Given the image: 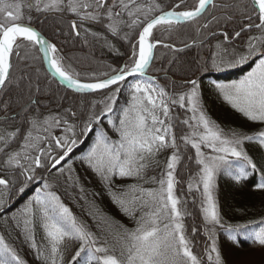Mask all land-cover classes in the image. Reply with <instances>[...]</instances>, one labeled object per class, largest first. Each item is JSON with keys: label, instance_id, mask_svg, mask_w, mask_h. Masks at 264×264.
Here are the masks:
<instances>
[{"label": "snow or ice", "instance_id": "6c2138e0", "mask_svg": "<svg viewBox=\"0 0 264 264\" xmlns=\"http://www.w3.org/2000/svg\"><path fill=\"white\" fill-rule=\"evenodd\" d=\"M183 2L184 0H180L171 10L164 11L156 0H149L147 4H139L137 0H111V3L109 0H21L16 3L0 0V14H3L7 21L21 19L26 4L29 11L35 9L37 12L45 13L68 12L76 17L81 25L84 22L99 23L101 20H106L105 27L113 34L117 33L121 24H126L130 29L137 27L141 29L137 44L133 45L130 64L126 63L120 69H114L116 74L102 81L82 82L78 78V73L63 64L64 58L58 54L57 47L44 39L31 26L0 22V87L6 84L10 76V57L14 54L17 57L20 55L16 49L22 46L21 42H27L42 53L52 73L77 93H96L110 89V86L119 85V82L126 81L127 77H144L152 60L153 48L156 46L155 43L150 42L153 30L158 26H166L171 30L176 25L198 19L209 5L215 6L214 0H197L195 7L188 10L181 9ZM249 7L252 15H249L248 19L252 23L248 28L255 27L259 35L250 36L243 51L235 48L229 51L227 47L229 41L240 37L241 32L246 29L241 28L232 37L227 33L223 34V43H218L217 52L212 54L211 66L221 71L239 67L255 58L254 67L242 79L227 84L217 83L215 90L248 121L264 125V0H249ZM125 14L128 21L121 19ZM150 14H153L151 18H149ZM141 15L143 20L140 18ZM78 27L76 20H73L71 28L77 35H79ZM189 83L192 85L189 90L179 94L178 97H169L168 93L158 87L150 77L134 80L130 85L131 99L128 107L122 110L119 127L115 128L119 139L113 141L107 133L98 132L87 154L82 157L91 170L105 182L106 186H109V194L113 202L125 215L135 219L134 229H124L123 232H117L113 236L116 245L119 246V255L116 254V247L110 246L107 239L99 240L79 222L61 202L60 197L48 190L50 186L45 181L43 188L37 190L18 215L13 216L16 227L21 228L26 240L36 249L38 256L43 253L37 247L34 238L33 225L37 218L48 242L49 264H63L62 246L66 240L75 241L79 245L72 256V264H81V261L83 264H203V258L193 253L184 234L183 213L179 208L180 200L175 195L174 172L179 160L176 151L167 159L166 171L158 180V188L145 189L138 185H130L126 191L119 193L113 192L110 188L113 177L142 179L150 159H154L163 149L179 147L172 133L173 124L170 116L172 105H178L181 109L186 108L192 113L191 117L182 121L191 131L180 139L185 148L190 145L195 150V163L199 166L196 184L197 191L200 185L203 188L201 213L205 225H212L213 228L219 226L228 233L229 239L233 238L234 232L249 228V225L245 224L224 228L214 198L215 178L221 170L229 172L235 168L238 170L235 180L239 182L250 175L247 169L256 172L257 166L245 152L243 145L246 141L255 142L264 149V130L252 135L234 130L226 134L204 113L197 81L191 80ZM119 91V87H116L105 101L101 102L103 108L99 114L93 111L89 115L80 129L81 135L92 131L93 124H101L102 117L113 111L115 96ZM61 123L68 125L65 132H71V137L67 135L51 137L50 128L53 125L59 127ZM30 124L37 133L43 130L48 132L49 136L33 135L30 130L24 137L22 151L10 154L4 162L9 167L24 168L21 164V156L24 160L30 157L23 150L34 149L39 152L40 155L31 157L35 167L24 168L22 174L26 182L34 179L36 168L45 167L41 162V155L50 156V166L56 168L65 161L78 143L75 126L68 124L67 120L46 118L41 122L33 118ZM42 124L47 127L42 128ZM108 124L113 125V121L109 119ZM14 136L15 133L0 135V141L6 146L9 137ZM49 138L54 139L56 148L60 149L55 156H51V148L45 153L44 149L39 147L42 140ZM204 148L210 149L211 154H205L202 150ZM261 181L258 188L264 189V173H261ZM153 182H157L155 178ZM8 186V181L0 178V187L7 189ZM25 187L26 183L19 188V191L23 192ZM191 191L190 182L189 192ZM4 204L5 201L0 199V208H3ZM137 210L141 211L139 218L135 217ZM259 223L264 225V220ZM195 231L194 228L193 232ZM249 236L255 245L264 248V227H260L259 230L253 229L249 232ZM209 239L211 245L205 250L208 264H221L214 231L209 234ZM0 264H24L16 250L3 237H0Z\"/></svg>", "mask_w": 264, "mask_h": 264}, {"label": "trees", "instance_id": "16d2710c", "mask_svg": "<svg viewBox=\"0 0 264 264\" xmlns=\"http://www.w3.org/2000/svg\"><path fill=\"white\" fill-rule=\"evenodd\" d=\"M171 1L179 2L180 0ZM109 3H111L110 0ZM194 3L195 0H184L181 9L190 10L194 8ZM214 5L196 21L176 25L171 30L167 27L154 29L153 37H151L153 41L167 43L175 48L192 45L179 51L163 46L156 48L148 75L158 87L168 93L169 97H178V94L192 87L185 85L186 82L196 80L202 85L201 99L206 104L203 107L210 121L223 129L226 134L234 130L252 135L264 130V125L250 122L235 111L215 90V84H227L242 79L254 67L255 58L239 67L221 71L211 66L212 54L217 52L216 45L223 43V34L227 33L232 37L236 31H240L241 28L246 29L252 23L248 19V16L252 15L249 0H216ZM72 18L76 17L68 12H35L29 23L35 24L39 31L57 47L58 54L64 58L63 64L78 73L81 81L101 80L114 74V69L118 70L126 63H131V49L140 27L130 29L126 24H121L117 33L113 34L105 27L106 20H101L99 23L84 22L82 25L78 24L79 35H77L71 28ZM121 19L128 21L126 14ZM205 24L208 26L204 27ZM257 35H259L257 29L253 27L246 29L241 32L240 37L231 39L227 47L229 51L232 48L243 51L248 38ZM21 45L16 49L20 53L19 57L15 54L12 56L10 76L0 93V135L15 133L14 137H9V143L6 146L3 141H0V149H3L0 151V177L9 183L7 189L0 187V199L5 201L4 207L0 208V237H3L16 250L24 264H49L48 242L44 237L39 218L33 225L35 243L43 253L39 256L36 249L26 240L21 228L16 227L13 221V216L18 215L37 190L43 188L46 181L50 186L48 190L60 197L61 202L69 208L77 220L93 232L99 240L107 239L110 246L116 247V254L119 255V246L116 245L113 236L117 232H123L124 229H134L135 219L125 215L113 202L109 194V186H106L105 182L91 170L82 157L87 154L98 132L107 133L113 141L119 139L115 128L119 127V117L122 110L128 107L131 99V84L126 82L117 86L120 91L116 93L113 111L106 117H102L101 124H93L92 131L81 135L80 129L89 115L93 111L99 114L103 108L101 102L105 101L116 87L93 95H77L68 92L47 76L38 50L27 42H21ZM75 55L82 60L90 58L92 64L79 66L74 59ZM174 57L175 59H172ZM21 72L23 74L19 75ZM25 77L28 81L34 82V88L24 90ZM94 102L95 107H93ZM170 116L173 124L172 133L179 147L163 149L154 159H150L142 179L113 177L110 184L111 190L119 193L126 191L130 185H138L145 189L158 188V180L166 171L167 159L176 151L179 160L174 172L175 195L180 200L179 208L183 213L184 234L193 253L203 258V264H208L205 250L211 245L209 234L212 231L215 232L221 264H232L239 255L247 253L245 256L248 257L253 251L263 252L264 248L253 243L249 232L264 227L259 223L264 220V189L258 188V184L262 182L261 173H264V149L255 142L244 143L245 152L257 166V171L254 173L251 169L246 170L250 173L247 178L237 182L235 176L238 175V170L235 168L229 172L221 170L216 175L215 201L224 228L235 227L237 224L249 225V228L234 232L233 238L229 239L224 229L219 226L213 228L212 225H205L203 220L201 213L203 189L200 185L197 191L196 184L199 166L195 163L194 149L190 145L185 148L180 139L188 131V125L183 124L182 121L190 117V112L186 108L181 109L178 105H172ZM33 118L41 122L46 118L67 120L68 124L75 126L78 143L65 161L50 172V156L41 155V162L45 167L36 168L34 179L26 182L22 174L24 168L35 167L31 157L40 155L39 152L34 149L23 150L30 157L24 160L21 156L20 160L24 168L9 167L4 162L10 154L22 151L24 137L30 130L33 135L49 136L48 132L41 130L37 133L32 129L30 120ZM109 119L113 121V125L108 124ZM67 126L64 123H61L59 127L53 125L50 128L51 137L65 135L71 137V132H65ZM43 127L47 125L42 124ZM39 147L44 149L45 153H48L51 148V156L60 152V149L56 148L55 140L51 138L42 140ZM153 178L156 179V183L153 182ZM190 182L192 183L191 192H189ZM25 183L24 191L20 192L19 188ZM18 196L19 199H17ZM5 209L7 211H4ZM1 211L4 212L1 213ZM140 215L141 211L137 210L135 217L139 218ZM194 228L195 232H193ZM78 246L75 241L64 242L63 264H72V256ZM246 264H264V258L252 257Z\"/></svg>", "mask_w": 264, "mask_h": 264}, {"label": "rangeland", "instance_id": "374dc122", "mask_svg": "<svg viewBox=\"0 0 264 264\" xmlns=\"http://www.w3.org/2000/svg\"><path fill=\"white\" fill-rule=\"evenodd\" d=\"M8 2L9 3H16V2H21V0H8ZM196 3H197V0H195V5H196ZM26 7V4L24 5V7H23V10H22V18L21 19H19V20H16V21H21L23 18H24V8ZM10 11H14V9H9ZM26 16V15H25ZM141 19H143V18H141ZM16 21H7L6 19H5V17H4V15L3 14H0V22H3V23H12V22H16ZM74 59H75V61H76V64H78L79 66H82V67H84V66H90L91 64H92V62H91V59L90 58H88L87 60L85 59V60H82V58H80L79 56H77V55H75L74 56ZM172 59H175V57L174 58H172ZM171 61V60H170ZM23 73L21 72V74H19V75H22ZM133 83V82H132ZM199 85V91H200V100H201V105H202V109H203V111H204V113H205V110H204V107H203V105H206V104H204L203 103V100L201 99V89H203L202 88V85L201 84H198ZM31 87V89L32 88H34V82H32V81H28L27 80V78L25 77L24 78V81H23V88H24V90H26V89H28V88H30ZM190 89V88H189ZM189 89H186L185 91H187V90H189ZM184 93V92H183ZM179 95V94H178ZM177 95V96H178ZM206 114V113H205ZM191 115H192V113H190V117H191ZM191 131V129L189 128V126H188V131H186V134H188L189 132ZM185 134V135H186ZM203 150V152L205 153V154H211V150L210 149H208V148H204V149H202ZM194 154H195V150H194V152H193ZM171 154V153H170ZM216 187H217V182H216V178H215V187H214V198H215V190H216ZM203 189V188H202ZM20 197L18 196V198L17 199H19ZM16 201V200H15ZM14 201V202H15ZM218 209V208H217ZM247 254V253H246ZM246 254H244V255H239L238 257L236 256V258L234 259V261L232 262V264H246V263H248L251 259H252V257H261L262 256V258H264V251L263 252H256V251H253V253L250 255V256H245ZM231 264V263H230Z\"/></svg>", "mask_w": 264, "mask_h": 264}, {"label": "water", "instance_id": "95a60500", "mask_svg": "<svg viewBox=\"0 0 264 264\" xmlns=\"http://www.w3.org/2000/svg\"><path fill=\"white\" fill-rule=\"evenodd\" d=\"M215 1V0H214ZM209 6H211V5H209ZM208 6V7H209ZM207 7V8H208ZM202 16V15H201ZM200 16V17H201ZM192 22V21H191ZM186 23H190V22H186ZM186 23H183V24H186ZM18 24H21V25H26V26H31V25H28V24H23V23H18ZM34 30H36L44 39H46V37L42 34V33H40L34 26H31ZM47 41H48V39H46ZM137 40H138V37H137ZM49 42V41H48ZM151 42V41H150ZM50 43V42H49ZM152 43H155L156 44V46L153 48V51H152V60H151V62H150V65H149V67H148V69L146 70V73H147V71L149 70V68H150V66H151V64H152V61H153V58H154V50H155V48L156 47H159V46H165V45H167V44H163V43H157V42H152ZM192 44H189V45H186V46H184V47H181V48H174V47H172V50H174V51H179V50H183V49H185V48H187V47H189V46H191ZM168 47H169V45H167ZM39 54H40V57H41V61H42V65H43V68H44V70H45V72H46V74L50 77V79L51 80H53L56 84H58L60 87H62L63 89H65L66 91H68V92H71V93H73V94H77V95H92V94H97V93H101V92H104V91H107V90H109V89H105V90H100V91H98V92H96V93H77V92H74L71 88H69V87H67V85L62 81V80H60L59 79V77H57V76H55L53 73H52V71L48 68V66H47V64H46V62L44 61V59H43V54L42 53H40L39 52ZM10 62H11V57H10ZM146 75V74H145ZM112 76V75H111ZM110 77V76H109ZM109 77H107V78H109ZM107 78H104V79H107ZM133 78H136V77H127L126 78V81H128V80H130V79H133ZM141 78V77H140ZM104 79H102V80H104ZM102 80H98V81H102ZM83 82V81H82ZM93 82H97V81H93ZM122 82H125V81H121V82H119V84H121ZM115 86H117V85H113V86H110V89L111 88H113V87H115ZM4 86H2V87H0V92H1V90H2V88H3ZM52 169H54V168H52ZM51 169V170H52Z\"/></svg>", "mask_w": 264, "mask_h": 264}, {"label": "flooded vegetation", "instance_id": "af4514ba", "mask_svg": "<svg viewBox=\"0 0 264 264\" xmlns=\"http://www.w3.org/2000/svg\"><path fill=\"white\" fill-rule=\"evenodd\" d=\"M110 2H111V0H110ZM169 2H171V4L169 3ZM180 2V1H179ZM179 2H172L171 0L170 1H168V0H161L160 1V3L162 4V10L163 9H166V10H171L172 9V7L176 4V3H179ZM73 20H76V22H77V24H79V21L77 20V18H72V20H71V22L73 21Z\"/></svg>", "mask_w": 264, "mask_h": 264}]
</instances>
